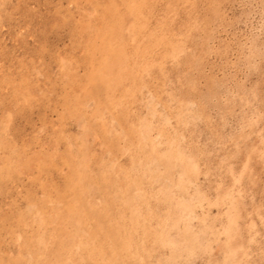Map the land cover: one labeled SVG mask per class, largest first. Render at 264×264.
<instances>
[{"label":"rangeland","instance_id":"obj_1","mask_svg":"<svg viewBox=\"0 0 264 264\" xmlns=\"http://www.w3.org/2000/svg\"><path fill=\"white\" fill-rule=\"evenodd\" d=\"M0 264H264V0H0Z\"/></svg>","mask_w":264,"mask_h":264}]
</instances>
